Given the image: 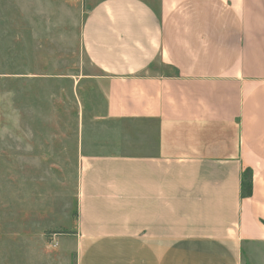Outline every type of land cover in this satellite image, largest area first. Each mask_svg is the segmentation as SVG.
<instances>
[{
	"label": "crops",
	"instance_id": "1",
	"mask_svg": "<svg viewBox=\"0 0 264 264\" xmlns=\"http://www.w3.org/2000/svg\"><path fill=\"white\" fill-rule=\"evenodd\" d=\"M91 1L106 116L154 149L90 160L72 232L1 242L0 264H264V0Z\"/></svg>",
	"mask_w": 264,
	"mask_h": 264
},
{
	"label": "rangeland",
	"instance_id": "2",
	"mask_svg": "<svg viewBox=\"0 0 264 264\" xmlns=\"http://www.w3.org/2000/svg\"><path fill=\"white\" fill-rule=\"evenodd\" d=\"M91 6L0 0V243L72 232L88 162L154 149V126L106 116L104 82L81 42Z\"/></svg>",
	"mask_w": 264,
	"mask_h": 264
},
{
	"label": "built area",
	"instance_id": "3",
	"mask_svg": "<svg viewBox=\"0 0 264 264\" xmlns=\"http://www.w3.org/2000/svg\"><path fill=\"white\" fill-rule=\"evenodd\" d=\"M56 244H57V242L55 239L51 243H49V245H51L52 247L56 246Z\"/></svg>",
	"mask_w": 264,
	"mask_h": 264
}]
</instances>
